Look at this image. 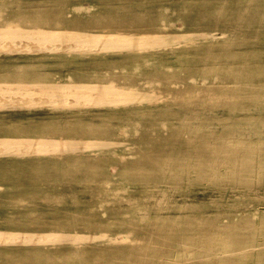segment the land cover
<instances>
[{
	"label": "rangeland",
	"instance_id": "1",
	"mask_svg": "<svg viewBox=\"0 0 264 264\" xmlns=\"http://www.w3.org/2000/svg\"><path fill=\"white\" fill-rule=\"evenodd\" d=\"M4 26L151 35L164 45L0 56L4 85L114 80L145 98L0 117V135H86L105 147L0 158V183L10 185L0 227L98 229L118 241L14 246L0 250V264H264V0H0Z\"/></svg>",
	"mask_w": 264,
	"mask_h": 264
},
{
	"label": "bare ground",
	"instance_id": "2",
	"mask_svg": "<svg viewBox=\"0 0 264 264\" xmlns=\"http://www.w3.org/2000/svg\"><path fill=\"white\" fill-rule=\"evenodd\" d=\"M163 45V39L142 34L118 32L106 35L93 31L71 29L0 27V56L31 53L46 55L140 52L155 50ZM75 82L68 88H65L63 80H59L56 84L46 88L33 89H28L32 84L30 81H15L7 85L0 83V117L7 118L8 113L11 114V112L49 113L54 109L74 111L93 107L132 106L145 101L144 95L140 93L143 88L139 89L138 86L125 85L114 80L104 83ZM20 84L26 88H19L17 85ZM164 95L166 94L156 92L153 94V98L159 99ZM161 100H166V98ZM104 148L103 143L86 135H0V158L54 157L69 159L76 155H99L104 151ZM9 187L8 184L0 183L2 193L7 192ZM19 187L20 185H18ZM28 187L33 188L31 184ZM7 224L12 226L0 227V250L14 246L29 249L93 248L112 246L118 242L116 235L98 229H82L83 231L76 229H22L13 223L8 222ZM117 235L128 236L127 234ZM129 236L130 243L135 244L137 239L131 234Z\"/></svg>",
	"mask_w": 264,
	"mask_h": 264
}]
</instances>
